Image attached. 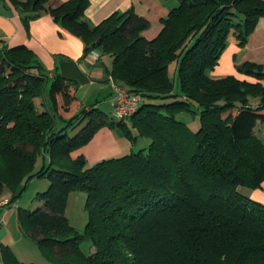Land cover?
I'll return each instance as SVG.
<instances>
[{
  "label": "trees",
  "instance_id": "1",
  "mask_svg": "<svg viewBox=\"0 0 264 264\" xmlns=\"http://www.w3.org/2000/svg\"><path fill=\"white\" fill-rule=\"evenodd\" d=\"M48 1H15L24 26L46 11L84 43V55L109 57L106 82L139 101L118 119L110 87L113 121L97 100L79 110L75 81L49 77L30 48L0 39V219L15 207L20 230L49 264H264V204L245 194L264 183V67L236 68L255 81L211 75L228 35L243 45L264 17V0H176L152 39L142 36L149 23L132 9L92 26L84 19L90 0L46 8ZM177 81L179 99L151 101L177 96ZM191 109L200 116L196 132L176 119ZM102 127L148 145L93 164L72 158ZM41 177L49 185L37 205L20 210L25 187ZM74 191L85 194L83 234L64 214ZM84 239L89 254L80 249ZM2 255L5 264H33L7 248Z\"/></svg>",
  "mask_w": 264,
  "mask_h": 264
},
{
  "label": "crops",
  "instance_id": "2",
  "mask_svg": "<svg viewBox=\"0 0 264 264\" xmlns=\"http://www.w3.org/2000/svg\"><path fill=\"white\" fill-rule=\"evenodd\" d=\"M15 1L0 0V39L10 47L25 45L30 48L40 61L49 77L61 75L76 83V96L80 100L86 95L83 89L97 90L96 100L100 103L110 101V85L105 78V65L102 59L94 61L84 56V43L62 26L56 24L44 11L36 19L30 20L27 28L22 22ZM67 0H49L45 7L55 8ZM177 5L176 0H90L84 12V19L90 25H97L115 12L132 9L143 16L149 27L142 32L147 39L154 38L161 29V20L167 16L171 8ZM251 63L264 67V17H260L254 30L247 36L243 45H238L234 38L227 39L218 65L211 72L213 77L232 75L237 79L255 81L252 77L240 74L237 67ZM81 91V92H80ZM81 93V95H80ZM89 98L93 100L94 98ZM128 139L116 130L100 128L89 143L73 151L71 157L82 155L88 164L102 159L119 157L130 153ZM245 194L252 200L264 204V183L259 189L247 190ZM5 210L1 219L12 214ZM8 219V218H7Z\"/></svg>",
  "mask_w": 264,
  "mask_h": 264
},
{
  "label": "rangeland",
  "instance_id": "3",
  "mask_svg": "<svg viewBox=\"0 0 264 264\" xmlns=\"http://www.w3.org/2000/svg\"><path fill=\"white\" fill-rule=\"evenodd\" d=\"M228 37L235 39V35H233V33H230ZM102 61L106 67H110L109 57L103 56ZM175 69H176V63L171 62L170 65L168 66V75L171 81L173 82L175 81V76H174ZM107 85L109 86L108 83ZM83 90H84L83 93L86 92L84 98L87 99H82L79 110H82L83 108L92 105L94 103V100L96 99V97L93 96H95V94H97L98 92L97 90L95 91L94 89H90V88L88 89V91H85V89ZM47 91H48V87L46 88V98L48 99ZM174 91L177 96H173L165 99H154V100L151 99V101L155 104H165L175 99H179L181 96V89L178 81L174 87ZM92 97L94 99L92 101L89 100V98ZM97 105H98V109L105 114L106 118L108 120L113 121V115L111 113L109 103L104 104V103H100L99 101ZM176 119L183 122L193 132H196L200 129V124H201L200 116H199V112L196 110L191 109L190 111H183L177 113ZM127 125L132 135L135 136L134 134L136 133L135 130H133L132 126H130L128 122ZM258 129L260 128H257V134L258 136L261 137L262 133ZM117 132L120 133L119 131ZM127 142L129 143L128 146L131 147V150L133 152H138L139 150L145 149L149 141L144 137L138 136L132 144H130L128 140ZM41 166H42V160L41 158H39L35 164V170L36 171L39 170ZM48 185H49V181L45 177L34 178L31 181H29V183L25 187L21 197L17 202L18 208L20 210L22 209L30 210L34 208L37 205V201L35 200L36 194L38 192L45 191ZM3 196L8 197L9 192L4 191ZM84 204H85V194L83 192L80 191L70 192L67 198L65 212H64L70 225L74 227L76 231L80 234L84 233L85 226L87 223V212L85 210ZM10 211H12V214L9 217L2 219V226L0 228V264H5L2 255L3 248H7L19 262L33 263V264H49L45 259V257L40 252V250L38 249L35 242L31 238L25 236L23 232L20 230V226L17 221L18 210L15 209V207H13L11 209H8L7 212ZM80 249L84 254H89L92 251L89 240L84 239L83 241H81Z\"/></svg>",
  "mask_w": 264,
  "mask_h": 264
},
{
  "label": "built area",
  "instance_id": "4",
  "mask_svg": "<svg viewBox=\"0 0 264 264\" xmlns=\"http://www.w3.org/2000/svg\"><path fill=\"white\" fill-rule=\"evenodd\" d=\"M86 58H90L94 61L99 59V54L96 51H91L84 55ZM110 87L112 89V104H113V113L116 118L123 119L130 117L136 109L137 103L139 101L138 95L131 94L127 92L122 87L114 84L110 81ZM6 204V200L0 202V205ZM1 227V219H0Z\"/></svg>",
  "mask_w": 264,
  "mask_h": 264
}]
</instances>
